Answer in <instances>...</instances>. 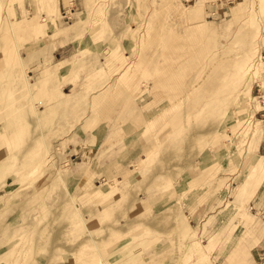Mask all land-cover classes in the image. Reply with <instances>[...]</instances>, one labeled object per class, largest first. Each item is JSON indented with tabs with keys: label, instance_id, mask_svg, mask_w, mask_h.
Segmentation results:
<instances>
[{
	"label": "rangeland",
	"instance_id": "rangeland-1",
	"mask_svg": "<svg viewBox=\"0 0 264 264\" xmlns=\"http://www.w3.org/2000/svg\"><path fill=\"white\" fill-rule=\"evenodd\" d=\"M63 1H0V264H103L100 208L169 193L199 207L167 232L173 264L199 232L191 264H264V0H72L71 19ZM72 145L91 155L71 161ZM101 157L110 174L87 192Z\"/></svg>",
	"mask_w": 264,
	"mask_h": 264
},
{
	"label": "crops",
	"instance_id": "crops-1",
	"mask_svg": "<svg viewBox=\"0 0 264 264\" xmlns=\"http://www.w3.org/2000/svg\"><path fill=\"white\" fill-rule=\"evenodd\" d=\"M1 1V4L4 5V3ZM241 3V2H240ZM65 5V6H64ZM62 16L65 18V10L67 9V6L65 2L63 1L62 6ZM242 11L243 13H238L236 10H238V7L236 5L231 6V12L233 14L234 19H239L246 12H248L251 9L250 4H243L242 5ZM73 12L71 11L69 15H71ZM7 15V13H6ZM185 15L189 17H195L194 8L191 10L185 12ZM12 23H20L22 20L18 21H12ZM229 24V23H228ZM202 25V24H200ZM264 37V36H263ZM262 37V40L260 41V46L258 48V52L260 54V48L264 46V38ZM57 40L48 43L47 46H54L55 42ZM66 45H57L56 49L52 52L53 58L52 61L59 59L60 50L65 48ZM24 59V64L27 66V68L30 67V64L34 66L37 65L36 61L32 60V57H22ZM43 59L40 58L39 63H43ZM63 61V60H62ZM71 68V62L63 61L61 62V66L58 68V72L55 73L65 75L68 73V71ZM29 70V69H28ZM53 72L51 69H46L43 75L40 79L37 80L39 83H43L42 87L46 86L52 79ZM62 92L65 97H73L77 94H70L65 92ZM244 127L247 128V121L244 123ZM250 128V126H248ZM247 128V129H248ZM85 146V145H84ZM83 145H72V147H69V154L71 161H73L75 158L82 159V157L90 156L91 153L88 148L84 147ZM91 158V157H90ZM101 157L99 159V164L94 163L93 168L86 171V173H81L78 177H83L85 179V182L83 184V188L85 191H90L91 188L94 186L96 187V182L98 181V178L101 176H107L109 173L108 166L109 164H112L113 161L109 160V158H104L102 160ZM105 160V162H104ZM70 161V162H71ZM83 161V160H82ZM80 161V162H82ZM100 161H103L104 164H100ZM259 168L264 169V154L259 155L258 159L256 160ZM76 177V178H78ZM75 178V179H76ZM264 178V175H263ZM262 178V179H263ZM246 183L241 185V189H239V193L243 192L242 188H244V185ZM177 192V195L182 194L183 192ZM254 192L252 191V194ZM140 194V192L136 193L137 197ZM170 194H167L163 196V199L161 198V202H163V207L159 208L154 205V203L151 200H154L156 202L157 197H148V199H137L133 203H127V205H124L123 207L115 208L117 201L114 199H111V201L108 203V208L101 207L100 212H102L101 215H104L103 217H99L100 223H97L92 228H90L89 232H103L101 241H104L103 246V254L101 253V259L103 260V264H122L127 261V259L130 256H137V260L135 264H173V262L176 260L177 253L173 251L172 247V241L176 242V239H173L172 241H168L167 236L171 230V227H175L177 225V215L179 214V211L183 213L184 216H187L189 218V226L192 227L193 222L195 223V218L199 217V207L191 206V208H186V204H177L176 202H173L171 200ZM174 199V198H173ZM84 206H87V195L83 198ZM147 201V205H144V202ZM89 205V204H88ZM178 205V206H177ZM94 207L91 206V209L89 211H93ZM104 210V211H103ZM100 212L98 214H100ZM151 212V213H150ZM158 215L157 218L161 215L163 220L159 222L152 221L150 217H153ZM97 216V214H95ZM179 216V215H178ZM156 222V223H155ZM148 227H150L148 229ZM151 231L149 235L151 234L152 237L148 236L146 237V230ZM168 232V234H167ZM145 236L146 238H143L141 236ZM174 237V235H173ZM191 250L184 255L179 256L180 260L178 261V264H191L192 260L196 258L197 254L202 252L200 249L201 246H206V244H203L205 242L204 235L202 232H199V239L192 240L191 241ZM161 247L163 249H161ZM254 254H260L261 253V247L255 252ZM210 257L214 259L217 257L216 253H211ZM245 262V261H244Z\"/></svg>",
	"mask_w": 264,
	"mask_h": 264
},
{
	"label": "built area",
	"instance_id": "built-area-1",
	"mask_svg": "<svg viewBox=\"0 0 264 264\" xmlns=\"http://www.w3.org/2000/svg\"><path fill=\"white\" fill-rule=\"evenodd\" d=\"M184 1H189V0H184ZM226 1H227V4H230V2L233 0H226ZM69 4H70V7L69 8L67 7V9L65 10V13H64L65 18H67V19H71V15H69V13L71 12V9H72V0H69ZM257 99H258L257 101L260 105V108L256 109L255 115L259 114L261 117H264V97H263V94L258 93ZM256 107H257V105H256ZM102 180L104 181L105 178H102Z\"/></svg>",
	"mask_w": 264,
	"mask_h": 264
},
{
	"label": "bare ground",
	"instance_id": "bare-ground-1",
	"mask_svg": "<svg viewBox=\"0 0 264 264\" xmlns=\"http://www.w3.org/2000/svg\"><path fill=\"white\" fill-rule=\"evenodd\" d=\"M194 8H195V7H194ZM253 49H254V48H253ZM257 51H258V50H257ZM250 53H252V52H249L248 54H250ZM248 54H247V55H248ZM252 58H253V57H252ZM252 58H251V59H252ZM198 91H199V90H198ZM246 121H247V120H246Z\"/></svg>",
	"mask_w": 264,
	"mask_h": 264
}]
</instances>
